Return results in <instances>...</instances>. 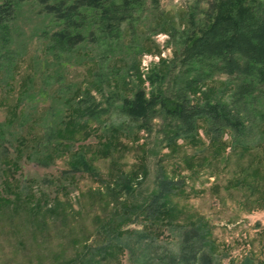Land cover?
Returning <instances> with one entry per match:
<instances>
[{
  "label": "rangeland",
  "instance_id": "rangeland-1",
  "mask_svg": "<svg viewBox=\"0 0 264 264\" xmlns=\"http://www.w3.org/2000/svg\"><path fill=\"white\" fill-rule=\"evenodd\" d=\"M10 1L0 29V194L13 201L0 204V264H66L103 241L100 226L125 199L110 195L112 183L133 171L137 202L157 189L159 172L179 182L184 194L171 202L178 220L208 226L215 264H264V91L245 111L247 152L231 145L226 130L221 156L209 145L206 124L172 146L166 135L178 121L160 112L134 121L121 111L123 98L151 89L152 70L161 73L166 95L180 90L182 74L192 77L184 76L185 49L209 0H101L120 9L110 8L116 13L109 18L84 6L68 23L40 0ZM58 33L66 43H55ZM226 85L227 99L233 80L217 73L197 99L213 101ZM95 104L92 115L86 109ZM80 155L96 175L80 167ZM8 161L16 172H7ZM135 221L124 229H144L145 221ZM158 240L160 248L176 247L173 236ZM128 262L126 252L118 255L117 264Z\"/></svg>",
  "mask_w": 264,
  "mask_h": 264
},
{
  "label": "trees",
  "instance_id": "trees-1",
  "mask_svg": "<svg viewBox=\"0 0 264 264\" xmlns=\"http://www.w3.org/2000/svg\"><path fill=\"white\" fill-rule=\"evenodd\" d=\"M100 1L79 0L69 5L66 2L47 5V0H40L47 12L60 17L63 23L70 22L84 6L96 7L104 16L108 14L109 18L114 16L116 12L109 11L115 7L114 4L107 6ZM106 2L109 4L110 1ZM209 3L204 19L195 24V30H191L188 36L190 44L185 49L183 65H187V68L184 76L192 77L183 78L182 74L180 90L166 95L159 84L161 73L152 70L148 77L151 89L146 92L139 88L132 98H123L121 111L134 121L147 122L157 112L178 121L179 127L170 131L172 136L166 135L172 146L183 135L191 141L197 135V124L201 122L206 124L209 145L215 156H221L226 149L222 139L226 130L232 133L231 145L247 152L245 111L257 94L264 91V0H209ZM124 4H127V0H123ZM119 9L114 8L115 11ZM11 10L10 0L0 6V29H5V20ZM75 37L76 41H81L79 35ZM67 40L62 33H58L55 43L63 44ZM217 73L233 80L235 88L231 95L227 99L222 95L226 85L213 101L197 99V96H205L201 92L204 82ZM195 99L199 101L193 103ZM95 107L96 104L86 110L93 115L97 112ZM78 158L81 168L95 174L84 156ZM8 164L7 172L17 171L18 166L14 161H8ZM139 170L142 177L148 173L143 166ZM7 172L3 184L9 188ZM137 179L134 171L129 176L116 177L110 195L124 196L125 199L121 203L116 202L117 210L100 226L99 230L103 231L105 238L92 247L83 248L76 258L66 264H108L113 260L117 264L118 255L125 252L128 264H215L217 250L208 226L192 220H178L180 212L171 202L172 198L184 194L179 182L159 172L157 189L143 201L137 202L134 186V182L138 183ZM2 194L0 204L6 208L13 200ZM128 198H132L129 205L125 203ZM140 218L146 222L144 229H124L127 225H135V219ZM164 234L175 237V249L158 247V239ZM240 264L253 263L246 258Z\"/></svg>",
  "mask_w": 264,
  "mask_h": 264
}]
</instances>
